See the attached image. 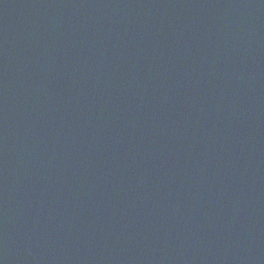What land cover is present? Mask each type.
<instances>
[{
  "label": "water",
  "instance_id": "obj_1",
  "mask_svg": "<svg viewBox=\"0 0 264 264\" xmlns=\"http://www.w3.org/2000/svg\"><path fill=\"white\" fill-rule=\"evenodd\" d=\"M0 264H264V0H0Z\"/></svg>",
  "mask_w": 264,
  "mask_h": 264
}]
</instances>
